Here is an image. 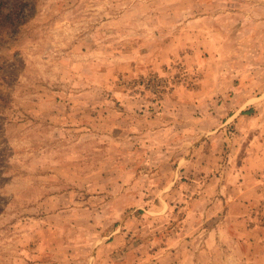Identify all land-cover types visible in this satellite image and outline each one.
<instances>
[{"label": "rangeland", "instance_id": "rangeland-1", "mask_svg": "<svg viewBox=\"0 0 264 264\" xmlns=\"http://www.w3.org/2000/svg\"><path fill=\"white\" fill-rule=\"evenodd\" d=\"M0 264H264V0H0Z\"/></svg>", "mask_w": 264, "mask_h": 264}]
</instances>
